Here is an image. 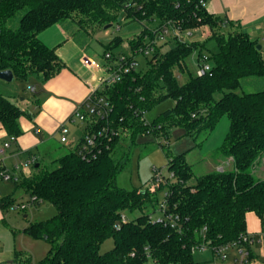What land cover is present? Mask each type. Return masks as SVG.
Segmentation results:
<instances>
[{
	"label": "trees",
	"instance_id": "1",
	"mask_svg": "<svg viewBox=\"0 0 264 264\" xmlns=\"http://www.w3.org/2000/svg\"><path fill=\"white\" fill-rule=\"evenodd\" d=\"M199 2L0 0V72L9 70L14 79L27 83L43 84L63 68L55 50L39 39L41 32L56 24L68 30L74 23L84 31L95 25L120 27L125 22L141 27L131 37H114L106 46L109 52L123 40L133 52L155 39L168 23L182 31L210 30L203 43L168 38L165 44L171 45L166 51L158 46L145 58L144 72H132L105 90L112 106L110 123L120 133L109 150L92 161H83L70 150L53 160L56 167L52 170L42 169L36 161L31 175L10 176L15 185L19 181L31 204L47 203L56 211L23 230L49 244L39 264H145L148 259L154 264H194L191 247L202 241L203 229L209 246L223 245L245 233L246 213L264 215V177L255 173L264 158V59L256 41L225 18L208 13ZM209 40L217 48L207 57L210 71L192 75L186 60L196 54L199 63ZM244 86L261 89L243 92ZM168 99L174 102L172 108L152 122L143 119ZM23 113L0 93V126L8 136L21 135L18 120ZM223 117L229 127L215 150L222 160L217 170L196 176L182 155L168 158L173 179L159 190L171 193L170 212L178 216L180 228L153 223L146 211L157 210V192L126 191L116 185L119 165L114 152L120 138L133 142L137 134L146 133L158 138L160 133L166 135L167 128L182 127L197 142ZM43 149L42 158L54 150L51 143ZM3 170L0 166V173ZM12 201L11 196L0 198V208L6 210ZM133 213L139 215L132 217ZM122 215L125 222H121ZM107 239L113 240V248L100 253ZM14 264L32 263L30 258H17Z\"/></svg>",
	"mask_w": 264,
	"mask_h": 264
},
{
	"label": "rangeland",
	"instance_id": "2",
	"mask_svg": "<svg viewBox=\"0 0 264 264\" xmlns=\"http://www.w3.org/2000/svg\"><path fill=\"white\" fill-rule=\"evenodd\" d=\"M207 2V1H206ZM69 22V21H65ZM129 22L121 23L120 27L116 25H104L101 27L92 26L89 30H79L78 27L71 23L67 33L75 38L81 45L85 52L96 59L100 65L105 64L104 53L107 52V44L114 37L120 36L122 38L131 37L140 31V26L136 24H129L135 26L134 30L127 29ZM127 29V30H126ZM55 30V29H51ZM207 37V32H203ZM209 39V37H208ZM169 43H164L161 47V51H166L170 47ZM262 46L261 54L264 59V42H259ZM205 50H203V56L208 57L209 52H215L217 50L213 40H209L206 44ZM114 55L120 53L129 54L126 41L119 46H115L111 49ZM136 59L139 63L137 68L138 72H144L147 69L145 65V58L137 55ZM187 66L192 75H196L198 71L199 63L196 60V54H191L187 60ZM208 64L209 62L206 61ZM36 90L34 93H27L26 83L19 79H15L12 83H6L0 80V93L4 96L9 94L8 88L18 87L22 92H26L24 98L29 101L31 97V113L33 108L37 109L34 103L35 99H41L42 83L32 81ZM261 89L260 87H248L244 86L243 92H254ZM237 93H241V90H237ZM10 97H13L12 95ZM9 99L13 103H19L17 98ZM219 98V95L216 96ZM8 98V97H7ZM28 104V102H27ZM174 105L173 100L168 99L156 105L147 114H145V120L149 123L153 119L157 118L161 112L166 109L172 108ZM36 113V112H35ZM34 115V114H32ZM31 115V116H32ZM229 127V121L226 117L220 119L216 127L205 137L200 138L195 142L190 135L186 134V131L182 127H170L166 129V135L160 133L159 137L153 133L137 134L133 142L127 137H121L119 148L114 152V159L119 165V173L116 177V185L118 188L130 191L133 189L147 190L152 185L154 177V169L157 170L163 177L168 176V158L182 155V159L193 167L194 174L196 176L205 175L212 171L217 170L216 166H220L222 160L215 154V150L222 145L224 138L226 137ZM59 138V137H58ZM72 139L71 137L69 138ZM53 145L49 156L41 158L40 154L44 150L41 148L39 152L38 161L42 169L52 170L56 167L53 160L63 156L70 150L74 149V144L70 148L59 144L56 140L50 142ZM36 154V152H33ZM37 159V158H36ZM262 166L259 165V169L256 170L258 177H264V158L262 159ZM18 163L22 167L24 162L22 159L18 160ZM27 168V167H26ZM32 171L33 167L30 166ZM20 173V171H19ZM21 174V173H20ZM21 177V175H18ZM15 179V178H14ZM163 190L157 191V197L159 201L162 199ZM11 196L13 201L10 206L2 213L5 223L0 222V258L9 257L8 261H15L17 258L30 257L32 264H39V262L47 255L49 250V244L43 239H32L23 232L24 228L31 223L44 221L56 214L55 209L47 204L40 203L39 205H33L30 202L29 196L26 191L20 186L19 181L15 185L12 179L4 180L0 179V198ZM24 205V210L18 209L19 206ZM146 213L154 218H160V213L156 210L151 213L149 210ZM139 213H133L131 216H137ZM127 218L131 217L126 215ZM31 242L35 245L31 246ZM32 243V244H33ZM113 248V240L107 239L100 246L99 252L105 253ZM256 253V251H254ZM194 259L197 264H213V256L210 250L206 249L202 252L196 251L194 253ZM145 264H154L152 259H148Z\"/></svg>",
	"mask_w": 264,
	"mask_h": 264
},
{
	"label": "crops",
	"instance_id": "3",
	"mask_svg": "<svg viewBox=\"0 0 264 264\" xmlns=\"http://www.w3.org/2000/svg\"><path fill=\"white\" fill-rule=\"evenodd\" d=\"M205 7L208 13L225 18L236 25L251 40L258 44L260 41L262 42L264 0H207ZM127 29L134 30L135 26L128 25ZM203 32H207V37ZM208 37H210V30L203 27L193 33L189 43H203L207 41ZM39 39L47 47L55 50L63 68L57 75L42 84L41 99L34 100L37 109L33 108L32 113L31 97L29 101H26L24 98L26 92H22L18 87L8 88L13 97H10L9 94H6V97L17 98L19 103L16 104L24 113L18 120L22 133L13 141H10V136L0 126V151L4 149L5 144H8V148L4 149L3 154L0 153V166L4 168L0 173L2 179H4L2 174L17 178L18 175L29 176L33 173L30 167L26 168L24 165L21 167L18 160L22 159L25 164L31 156H35L38 161L39 154L37 152L45 145L50 144L52 140L61 144L58 138L59 126L66 123L76 107L86 99L90 89L96 87L104 76L103 66L85 52L83 45L67 33V28L65 29L64 25L56 24L49 27L39 34ZM26 86L27 93H31L28 87H34L33 82L26 83ZM34 89L36 90V87ZM66 126L69 129L68 139L70 137L72 139H69L68 145H61L70 148L81 137L84 126L77 123H66ZM40 157L42 158L41 154ZM4 211L0 208V222L2 223H5L2 214ZM245 232L255 238L253 244L249 246L250 264H264V215L260 218L253 212L246 213ZM32 243L31 246L34 247L35 244ZM6 260H9V257L0 258V264H14V261L5 262ZM194 264H197L195 259Z\"/></svg>",
	"mask_w": 264,
	"mask_h": 264
},
{
	"label": "built area",
	"instance_id": "4",
	"mask_svg": "<svg viewBox=\"0 0 264 264\" xmlns=\"http://www.w3.org/2000/svg\"><path fill=\"white\" fill-rule=\"evenodd\" d=\"M202 6L205 5V0L199 2ZM119 28V27H117ZM203 27H197L191 30L182 31L180 28L168 23L165 27L160 29V33L156 35L155 39L149 40L144 46L138 47L133 52L129 51V54L120 53L114 55L107 51L104 53L105 64L103 65L104 76L99 80L96 87L90 89V92L86 99L76 107L70 117L67 119L68 124H80L84 126V131L81 137L74 145V152L83 161H92L102 155L105 151L110 149V145L113 140L119 136V130L115 129L109 120L112 106L108 99V96L104 93L106 89L111 88L120 82L123 78L132 72L137 71L139 63L136 59L137 55L147 58L151 56L155 47L167 42L168 38L177 37L179 40L189 43L194 32L201 30ZM264 42V36L262 38ZM201 64H199L197 75H203L210 71V65L206 62L207 57L202 56ZM29 92L34 93V87H28ZM145 120V115L144 118ZM147 122V121H146ZM65 124H62L58 128L59 142L64 145L69 144L68 134L69 129ZM14 137H10V141H13ZM8 148V144L4 145V149ZM4 149L0 151L3 154ZM37 161L35 156H31L26 161L24 167H30ZM5 180L11 179L10 175L4 176ZM173 179V173L168 172L167 177H163L161 173L154 169V177L152 185L147 189L150 193L157 192L161 186H167V181ZM161 201L158 202L157 211L160 213V218L154 219L150 215V220L155 224H162L166 226L170 224L171 228H180L178 224V216L170 212V195L167 190H163ZM26 206L21 205L18 209L24 210ZM126 217L121 216V222H125ZM119 229V225L115 226ZM205 229L202 230V241L191 247V253L196 251L210 250L213 256L214 264H250L251 253L249 246L253 244L255 238L248 234H241L237 240L223 244L209 246L204 240Z\"/></svg>",
	"mask_w": 264,
	"mask_h": 264
},
{
	"label": "water",
	"instance_id": "5",
	"mask_svg": "<svg viewBox=\"0 0 264 264\" xmlns=\"http://www.w3.org/2000/svg\"><path fill=\"white\" fill-rule=\"evenodd\" d=\"M109 26H110V25H108V26H106V27H109ZM256 49L260 51V50L262 49V46L258 44V45L256 46ZM0 80L3 81V82H6V83H12L13 80H14V76H13L12 72L9 71V70H7V71H2V72H0ZM37 167H38V164H36V165L34 166V168H37Z\"/></svg>",
	"mask_w": 264,
	"mask_h": 264
}]
</instances>
